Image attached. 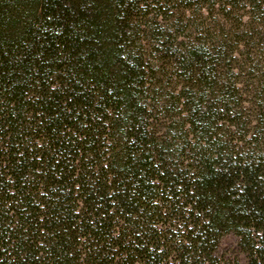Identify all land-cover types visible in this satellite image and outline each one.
Segmentation results:
<instances>
[{
  "label": "trees",
  "instance_id": "16d2710c",
  "mask_svg": "<svg viewBox=\"0 0 264 264\" xmlns=\"http://www.w3.org/2000/svg\"><path fill=\"white\" fill-rule=\"evenodd\" d=\"M144 14L142 0H0V264H264L261 103L232 144L237 82L215 46L183 45L187 134L157 135L171 96L144 59ZM162 38L148 46L167 52ZM228 232L245 263L215 256Z\"/></svg>",
  "mask_w": 264,
  "mask_h": 264
},
{
  "label": "rangeland",
  "instance_id": "374dc122",
  "mask_svg": "<svg viewBox=\"0 0 264 264\" xmlns=\"http://www.w3.org/2000/svg\"><path fill=\"white\" fill-rule=\"evenodd\" d=\"M142 2L144 19L156 18L148 20L152 21L150 23L155 29L146 30L140 35L147 44L143 49L144 59L156 75V87L162 94L171 96L165 106L158 107L151 113L154 117L150 119L151 128L157 135L168 136L173 140V136L177 138L184 136L185 132L187 134V119L175 97L186 83L183 71L177 69L179 64L175 62L173 55L181 46L190 43L203 46L205 43L209 48L215 46L219 52L212 51L211 54L213 58L221 59L218 71L223 77L237 82L239 101L244 102L243 109L237 111V116H241L239 127H231L228 133L232 144L254 124L252 121L256 119L258 109L256 103H261L264 121V5L256 7L253 6L254 2L249 6L239 3L230 9L225 6V0ZM154 21L158 23L157 26H154ZM161 36L166 44L163 47H168L167 52H160L162 46L158 44L148 46L149 41ZM215 256L221 262L236 259L242 263L247 261L245 253L239 247V237L233 232L221 237Z\"/></svg>",
  "mask_w": 264,
  "mask_h": 264
}]
</instances>
